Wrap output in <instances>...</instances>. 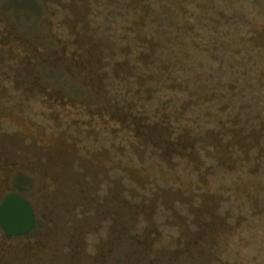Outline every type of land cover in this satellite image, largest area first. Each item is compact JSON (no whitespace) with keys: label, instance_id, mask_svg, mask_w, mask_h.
Listing matches in <instances>:
<instances>
[{"label":"rangeland","instance_id":"1","mask_svg":"<svg viewBox=\"0 0 264 264\" xmlns=\"http://www.w3.org/2000/svg\"><path fill=\"white\" fill-rule=\"evenodd\" d=\"M13 191L0 264H264V0H0Z\"/></svg>","mask_w":264,"mask_h":264},{"label":"water","instance_id":"2","mask_svg":"<svg viewBox=\"0 0 264 264\" xmlns=\"http://www.w3.org/2000/svg\"><path fill=\"white\" fill-rule=\"evenodd\" d=\"M36 220L31 202L18 193L6 194L0 202V226L9 236H22L31 231Z\"/></svg>","mask_w":264,"mask_h":264},{"label":"trees","instance_id":"3","mask_svg":"<svg viewBox=\"0 0 264 264\" xmlns=\"http://www.w3.org/2000/svg\"><path fill=\"white\" fill-rule=\"evenodd\" d=\"M151 125H152V123H147V125H144L143 127H144V129H146V130L148 131V129H149V127H150ZM135 126H136L135 129H136L137 131L144 132V130L141 129L140 127H138L137 124L133 125V127H135ZM171 141H173V140H172V139H169V140H168V142H171ZM13 192L23 195V194H22L21 192H19V191H13ZM5 195H6V194H5ZM5 195H4V196H5ZM4 196H3V197H4ZM23 196H24V195H23ZM1 200H2V199H1ZM0 202H1V201H0ZM34 212H35V210H34ZM5 235H6V234H5ZM6 236H7V235H6ZM7 237H9V236H7Z\"/></svg>","mask_w":264,"mask_h":264}]
</instances>
